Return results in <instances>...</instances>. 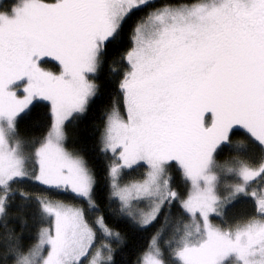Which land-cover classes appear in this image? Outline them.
Segmentation results:
<instances>
[{
  "label": "snow or ice",
  "instance_id": "obj_1",
  "mask_svg": "<svg viewBox=\"0 0 264 264\" xmlns=\"http://www.w3.org/2000/svg\"><path fill=\"white\" fill-rule=\"evenodd\" d=\"M118 224L136 264H264V0H0V264H118Z\"/></svg>",
  "mask_w": 264,
  "mask_h": 264
},
{
  "label": "trees",
  "instance_id": "obj_2",
  "mask_svg": "<svg viewBox=\"0 0 264 264\" xmlns=\"http://www.w3.org/2000/svg\"><path fill=\"white\" fill-rule=\"evenodd\" d=\"M157 4L166 2V0H155ZM174 3L182 2V0H172ZM111 90H107L103 94L104 105H107L111 102ZM103 120V114L99 107L94 106L86 115L78 119L74 125L70 126V146H75L79 148L83 155L88 159L90 166L97 170L98 174L103 176V173L106 169L107 157H105L97 146L98 137L101 131V123ZM46 127H31L26 123H22L20 126L21 136H39L46 132ZM230 153L225 151L223 156L226 158ZM140 174V172H136ZM22 187L29 188L30 190H40L32 189V186L22 183ZM59 198H63L66 201L76 202L73 200L71 194L64 193H53ZM175 214V209L173 210ZM162 222V218H161ZM16 230L20 231L19 223L15 224ZM159 225H157L158 227ZM117 227L120 231L125 233L126 241L121 248L117 249L115 258L118 261V264H136V257L138 253L147 246L151 234L154 229H148L146 231L132 230L125 224H118ZM32 239L35 238V229H32ZM27 235V233H26ZM115 246V245H114Z\"/></svg>",
  "mask_w": 264,
  "mask_h": 264
},
{
  "label": "rangeland",
  "instance_id": "obj_3",
  "mask_svg": "<svg viewBox=\"0 0 264 264\" xmlns=\"http://www.w3.org/2000/svg\"><path fill=\"white\" fill-rule=\"evenodd\" d=\"M138 171L142 172L143 170L142 169H138V170H136L134 172L129 173L128 176L126 177V179H139L140 178V174L136 173ZM61 199H63V198H61ZM68 202H71V201H68ZM250 204H251V201H246L244 204H238V205H236V210H242L246 206H250ZM141 206H143V205H141Z\"/></svg>",
  "mask_w": 264,
  "mask_h": 264
}]
</instances>
